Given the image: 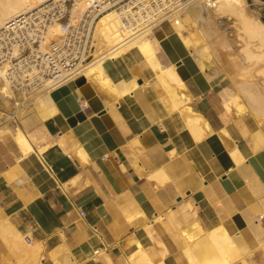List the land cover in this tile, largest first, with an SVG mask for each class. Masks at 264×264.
<instances>
[{
	"label": "crops",
	"instance_id": "1",
	"mask_svg": "<svg viewBox=\"0 0 264 264\" xmlns=\"http://www.w3.org/2000/svg\"><path fill=\"white\" fill-rule=\"evenodd\" d=\"M151 29L176 83L134 52L104 65L110 87L80 74L17 118L0 94V264H32L3 232L10 224L43 244L41 264H53L51 250L56 263L192 264L186 236L217 227L246 262L264 264V146L251 139L260 125L223 108L218 77L169 23ZM132 77L121 92L117 81Z\"/></svg>",
	"mask_w": 264,
	"mask_h": 264
},
{
	"label": "bare ground",
	"instance_id": "2",
	"mask_svg": "<svg viewBox=\"0 0 264 264\" xmlns=\"http://www.w3.org/2000/svg\"><path fill=\"white\" fill-rule=\"evenodd\" d=\"M40 1L42 0H0V25H2L7 19L11 18L12 16H15L23 10H26L27 8H30L31 6L37 4ZM245 1L246 0H216L214 7H208L199 2H195L190 4L179 17L170 18L171 21L169 22V24L181 38L184 45L191 49V52L196 55L200 69L209 67V51L211 47L209 48L210 45H208L207 37H209L212 31L214 30V27L212 28L211 24L214 25L216 20L220 16H224L225 14H227L232 16L236 20V22L234 23H238V26H236L237 30H240V32L242 33V35L239 34V37L244 42V45L242 47V49L246 53V56L244 55V57H247L248 60H250L251 64L249 65L251 67L253 66L254 68H256V71L259 72V74L264 75V63H262L261 65L257 64V62L260 61L259 59L264 57V21L256 19L255 17H251L252 15H248ZM84 7L85 0L78 1L76 7H74L72 10L73 15L77 17L78 14L84 9ZM204 10L206 11V14L204 13ZM151 28L152 26L149 25L138 31L130 30L129 28H127L126 25L123 24L121 16L116 10L111 9L103 13L101 16H99L93 31L92 40L93 46L95 47L93 60L90 63L86 64L78 75L83 74L86 77H91V75H93L94 80L97 79V82H101L100 85L102 84L104 85V87H110V83H108L109 80L107 81V76H105L104 65L107 62H113L112 60H116L118 58L124 60V58L126 59L128 57H131L132 53L135 52L140 56L142 60H144L148 64H153L151 67H154V74L157 77L158 75H160L165 77L167 81L170 79L175 83L178 82V79L175 75L176 72L174 71L173 63L165 66L157 60V49L153 38V31ZM49 31L50 33H61V23H54L50 27ZM248 60L247 62H249ZM251 67H248L247 65L246 68L251 71ZM254 68L252 71L255 70ZM250 71L248 74H250L251 76ZM124 72H127L126 68H123L120 71V74H123ZM242 72L245 73L248 71L245 70ZM2 76L3 68L0 67V79ZM117 82H119V84H117ZM117 82H115V84H117V87H119L121 92H127L128 89L136 83L134 82L133 77L131 83H127L128 81L125 82L122 80H118ZM179 82H181L180 79ZM115 84L113 83L114 86ZM179 84L181 87L182 83H178L177 85ZM249 86L252 87L253 85L250 84ZM0 90H2V85H0ZM219 90L222 91L221 102L223 103V108H225L226 111L234 109L237 115H241L244 114V112H246V110L248 109L250 111V114H252L255 118L256 116L252 111H255L256 114H259L258 117L264 119V96H260L259 94H257L258 90H255L257 96L254 97L250 95L251 98L254 97L252 98V100H250L251 98L248 99L250 102V106H246L245 101L244 104L237 99V92H235L231 88V86H223L222 89L219 88ZM242 90L245 91L246 88ZM248 91L246 90L245 93L248 94ZM249 93L252 94V90ZM246 94L243 95H245L247 99V96L249 95ZM3 99L5 100L6 98L3 97ZM183 99L186 100V98H184V95L181 97V93L180 97H172L171 95L169 96V100L174 109L178 108V106H180L184 102ZM173 107H171V109ZM249 107L252 108V111L251 109H249ZM259 120L257 119V122L260 125ZM187 121L189 123V126H192L196 119H188L186 120V122ZM20 130L21 129L17 127L15 135L17 138L25 140ZM251 139L254 147L264 146V130H262L261 126L255 133L252 134ZM24 144L27 148V151L32 150L27 143ZM261 216H264V214H261ZM3 221L4 219L2 220V222ZM5 222V224L4 222L1 224V228L5 225L7 226L10 224L8 220H6ZM7 228H3V232H5L7 237L10 239V244L12 248L16 249L19 252L23 251L24 253L20 254V256H25V259H27L32 264H41L40 256L42 253L41 251H43V244L41 242H28V240L24 238V235L20 233L18 229H16L12 224H10ZM186 238L188 239L186 244L184 245V251L188 258L192 261V264H249V262H246L245 260V255L239 251L232 238L228 234H226L224 229H222L221 227H217L210 231H203L202 233L195 232V234H188ZM49 254L50 258L54 261L53 264H63L56 263V260L54 259V250H51ZM64 263L68 264L67 262Z\"/></svg>",
	"mask_w": 264,
	"mask_h": 264
},
{
	"label": "built area",
	"instance_id": "3",
	"mask_svg": "<svg viewBox=\"0 0 264 264\" xmlns=\"http://www.w3.org/2000/svg\"><path fill=\"white\" fill-rule=\"evenodd\" d=\"M42 0L0 25V94L8 100V117L17 118L35 99L76 77L94 57L93 31L103 13L114 9L130 30L152 27L179 17L192 3L214 7L216 0ZM176 20V19H175ZM62 32L50 33L54 23ZM85 108L86 105L82 104ZM83 214V210L79 212Z\"/></svg>",
	"mask_w": 264,
	"mask_h": 264
},
{
	"label": "rangeland",
	"instance_id": "4",
	"mask_svg": "<svg viewBox=\"0 0 264 264\" xmlns=\"http://www.w3.org/2000/svg\"><path fill=\"white\" fill-rule=\"evenodd\" d=\"M245 5H246V10H247L248 15H252L251 17H255L256 19H260V20L264 21V0H246ZM204 13L206 14L205 10H204ZM218 19L216 20L214 25L211 24L212 28L214 27L213 28L214 30L212 31L211 35L209 37H207V42H208V45H210L209 48L211 47V49L209 51V54H210V56H209V67H206V69L209 72L214 73L218 77L219 83L221 84L222 87L223 86H228V87L231 86V88L235 92H237L236 93L237 99L242 103H244V101H245L246 106H250V102L248 100L251 98L250 95H252L254 97L257 96V94H259L260 96H264V81H262V80H264V77H262L264 75L259 74V72L256 71V68H254L253 66L251 67L249 65V64H251L250 60H248L247 57L246 58L244 57V55L246 56L245 51L242 49L244 42L239 37V34L242 35V33L240 32V30H237L236 26H238V23H236V24L234 23V22H236V20L232 16L227 15V14H225L224 16H220ZM153 38H154V41L156 44L157 40H156L155 36ZM238 38H240V39H238ZM262 58H264V57H262ZM262 58H260L259 59L260 61L257 62L258 65H261L262 63H264V59H262ZM244 59H246V60H244ZM157 60L160 62V59L158 56H157ZM247 60L249 62H247ZM245 61H246V63H245ZM243 63H244V65H243ZM149 65L152 66L153 64L151 63ZM247 65H248V67H251L252 70H253V68L255 70L250 71L249 69L246 68ZM152 68H154V67H152ZM241 68H242V71L247 70L248 72H245V73L242 72ZM249 71H250L252 77L250 76V74H248ZM154 73H155V70H154ZM253 74H254V76H253ZM249 76H250V78H249ZM250 84L253 85L252 86L253 88L255 86H256L255 88H258V87L259 88L258 89L254 88V91H253V88L251 86H249ZM245 88L247 91L249 89V91L247 92L248 94L245 93L246 90L245 91L242 90ZM251 90H252V94L249 93ZM255 90H258V91L261 90V91H259V92L257 91V94H256ZM221 94H222V91L220 90V92H219L220 97H221ZM243 94L249 95V96H247V99H246L245 95H243ZM254 97H252V98H254ZM252 98L250 100H252ZM221 100H222V97H221ZM5 101L8 102L7 99H5ZM249 109H251V111H252L251 107H249ZM246 112L250 113V111L248 109L246 110ZM252 112L254 113V115L256 116V118L258 120L260 119L259 120L260 126H261L262 130H264V119H261L260 117H258L259 114H256L255 111H252ZM188 119H190V118H188ZM28 242L38 243L40 241L32 240V241H28ZM14 250L17 252V254L19 256H20V254L24 253L23 251L19 252L16 249H14ZM20 257H22L24 259L26 258L25 256H20ZM40 260H41V256H40ZM21 264H26V261L25 262L22 261ZM63 264H65V263L63 262Z\"/></svg>",
	"mask_w": 264,
	"mask_h": 264
}]
</instances>
